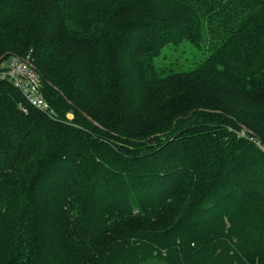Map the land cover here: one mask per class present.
Segmentation results:
<instances>
[{"label": "trees", "instance_id": "trees-1", "mask_svg": "<svg viewBox=\"0 0 264 264\" xmlns=\"http://www.w3.org/2000/svg\"><path fill=\"white\" fill-rule=\"evenodd\" d=\"M11 55L56 117L0 81V264H264V0H0Z\"/></svg>", "mask_w": 264, "mask_h": 264}, {"label": "built area", "instance_id": "built-area-1", "mask_svg": "<svg viewBox=\"0 0 264 264\" xmlns=\"http://www.w3.org/2000/svg\"><path fill=\"white\" fill-rule=\"evenodd\" d=\"M0 81L12 83L21 91L32 107L46 111L51 117H56V112L45 98L41 74L29 56L21 58L12 55L10 60L1 61Z\"/></svg>", "mask_w": 264, "mask_h": 264}, {"label": "rangeland", "instance_id": "rangeland-1", "mask_svg": "<svg viewBox=\"0 0 264 264\" xmlns=\"http://www.w3.org/2000/svg\"><path fill=\"white\" fill-rule=\"evenodd\" d=\"M208 54H209V50L208 51L199 50L193 43H191L188 40H184L178 45L167 46L162 53V57L158 59V61L160 62V64L162 65L167 64L170 67L174 68L175 70H186L188 68L195 66L197 63L203 61ZM28 56L30 57L31 62L33 63L31 55H27L26 57ZM11 58L12 55L8 57L6 60H2V61H7L10 60ZM21 58H25V57H21ZM41 77H42V86H43L44 78L42 74ZM81 112L83 113L84 111L81 110ZM85 116H87L88 118L90 117L88 114H86ZM67 117L73 118L74 114L70 112L68 113ZM257 143L261 145V142L259 140L257 141Z\"/></svg>", "mask_w": 264, "mask_h": 264}, {"label": "water", "instance_id": "water-1", "mask_svg": "<svg viewBox=\"0 0 264 264\" xmlns=\"http://www.w3.org/2000/svg\"><path fill=\"white\" fill-rule=\"evenodd\" d=\"M43 78H44V80H46L47 82H49V80L45 77V76H43ZM50 83V82H49ZM84 113V112H83ZM85 114V113H84ZM86 115V114H85ZM90 118V117H89ZM90 119H92V118H90Z\"/></svg>", "mask_w": 264, "mask_h": 264}]
</instances>
